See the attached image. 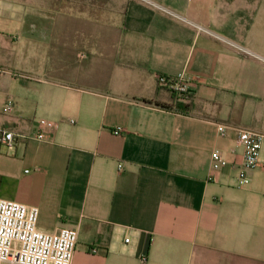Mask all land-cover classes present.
<instances>
[{
	"label": "crops",
	"instance_id": "crops-1",
	"mask_svg": "<svg viewBox=\"0 0 264 264\" xmlns=\"http://www.w3.org/2000/svg\"><path fill=\"white\" fill-rule=\"evenodd\" d=\"M3 1L0 129L28 139L0 143V199L77 231L72 264H264V138L237 183L238 131L264 137V0Z\"/></svg>",
	"mask_w": 264,
	"mask_h": 264
},
{
	"label": "built area",
	"instance_id": "built-area-1",
	"mask_svg": "<svg viewBox=\"0 0 264 264\" xmlns=\"http://www.w3.org/2000/svg\"><path fill=\"white\" fill-rule=\"evenodd\" d=\"M159 82L168 86L179 96L190 92V85L182 77L179 79L160 77ZM13 112L14 105L9 101L3 108V113L12 114ZM71 123L75 122L71 121ZM37 125L38 132L34 137L39 141H52L59 129L58 123L47 119L38 120ZM220 131L222 135H226L227 129L221 126ZM122 132V128H117L114 134L121 136ZM263 138L261 134L251 130L238 131V139L244 147V165L237 176L239 187H246L251 182L250 172L259 165ZM26 139L28 137L25 135L0 129V143L9 149H15L21 141ZM212 158L213 166L217 170L228 165L218 152L213 153ZM39 214L37 208L0 199V264L73 263L78 242L77 231L62 229L53 234L44 233L38 228Z\"/></svg>",
	"mask_w": 264,
	"mask_h": 264
},
{
	"label": "rangeland",
	"instance_id": "rangeland-1",
	"mask_svg": "<svg viewBox=\"0 0 264 264\" xmlns=\"http://www.w3.org/2000/svg\"><path fill=\"white\" fill-rule=\"evenodd\" d=\"M0 3H1V8H2V13L0 14V17H4V16L6 15V13H8L9 11H7V10L5 9V3H4L3 0H0ZM12 34H14V33H12ZM11 42H13V41H11ZM6 70H7V69H6ZM0 79L5 80V81H3V82L0 84V121H1V122H4L5 119H6V117H9V116H10V115H8V114H4V113H3V108H4L5 105L7 104V102L5 103V100H6L5 95H6V93L9 91L8 88H11L12 85H11V77H10L9 75L2 74V75H0ZM175 95H177V96L179 97L178 94H175ZM186 95H189V93L186 94ZM186 95H184V96H186ZM179 98H182V97H179ZM179 98H178V99H179ZM187 103L192 104L191 102H187Z\"/></svg>",
	"mask_w": 264,
	"mask_h": 264
},
{
	"label": "trees",
	"instance_id": "trees-1",
	"mask_svg": "<svg viewBox=\"0 0 264 264\" xmlns=\"http://www.w3.org/2000/svg\"><path fill=\"white\" fill-rule=\"evenodd\" d=\"M182 100H185V99H182ZM191 106L192 105L190 103H187L186 101H181L180 98L175 103L176 109H178L179 111H183V112L189 111Z\"/></svg>",
	"mask_w": 264,
	"mask_h": 264
}]
</instances>
